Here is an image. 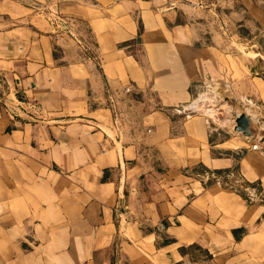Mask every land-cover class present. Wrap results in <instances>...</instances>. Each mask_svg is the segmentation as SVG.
Masks as SVG:
<instances>
[{
	"label": "crops",
	"instance_id": "crops-1",
	"mask_svg": "<svg viewBox=\"0 0 264 264\" xmlns=\"http://www.w3.org/2000/svg\"><path fill=\"white\" fill-rule=\"evenodd\" d=\"M192 2L0 0V264H264V0Z\"/></svg>",
	"mask_w": 264,
	"mask_h": 264
},
{
	"label": "rangeland",
	"instance_id": "rangeland-1",
	"mask_svg": "<svg viewBox=\"0 0 264 264\" xmlns=\"http://www.w3.org/2000/svg\"><path fill=\"white\" fill-rule=\"evenodd\" d=\"M192 3L194 4L196 2H194V0H193ZM217 17L219 19H221L220 15H218ZM237 22L238 21L234 20L235 36L238 35V37H239L238 40L235 39V41L237 43H247L248 41H250L247 45H252V44H260V45L263 44L264 45V41H262V39H260L259 37L254 38V36L252 34H250L251 32L249 29H246L245 27H238L239 23H237ZM237 47L241 48V46H239V45H237ZM244 51H246V50H244ZM249 55H250V57H252V53H250Z\"/></svg>",
	"mask_w": 264,
	"mask_h": 264
},
{
	"label": "water",
	"instance_id": "water-1",
	"mask_svg": "<svg viewBox=\"0 0 264 264\" xmlns=\"http://www.w3.org/2000/svg\"><path fill=\"white\" fill-rule=\"evenodd\" d=\"M71 36L78 41V39H77L75 34L71 33ZM234 131L238 132V133H241L242 136H244L248 140L251 139L252 132H251V129H250V120L244 113L239 114V116L235 119ZM113 264H116V259L115 258H114V263Z\"/></svg>",
	"mask_w": 264,
	"mask_h": 264
},
{
	"label": "built area",
	"instance_id": "built-area-1",
	"mask_svg": "<svg viewBox=\"0 0 264 264\" xmlns=\"http://www.w3.org/2000/svg\"><path fill=\"white\" fill-rule=\"evenodd\" d=\"M77 42L79 45H82L81 41L78 40ZM126 91L128 92L129 90L126 89ZM175 109H178V108H175ZM117 120H118V117L115 116V125H117ZM250 150L252 152H255L258 156L264 159V137L259 136V137L251 138Z\"/></svg>",
	"mask_w": 264,
	"mask_h": 264
}]
</instances>
